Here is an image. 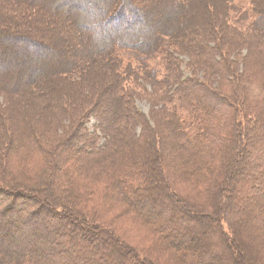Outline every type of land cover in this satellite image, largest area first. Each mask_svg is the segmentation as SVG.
<instances>
[{
    "label": "trees",
    "instance_id": "1",
    "mask_svg": "<svg viewBox=\"0 0 264 264\" xmlns=\"http://www.w3.org/2000/svg\"><path fill=\"white\" fill-rule=\"evenodd\" d=\"M115 1L104 4L90 0V6L84 7L76 0H1L0 20L9 27L5 31L7 51L16 47L25 54L28 49L37 50L33 53L48 52L43 42L38 43L35 36L39 35L55 43L58 54L52 50L45 61L34 58L35 65L23 69L22 74H27L20 87L19 83L13 88L5 87L12 73H0L3 96L22 99L20 108L15 105L4 111L0 106V264H132L124 260L121 244L113 243V237L105 233L99 217L95 214L94 220H89L87 215L95 211L96 206L90 203L97 192L87 193L92 190V182L86 179L103 168L113 170V176L108 172L103 177L111 186V197L116 196L114 202L141 212L144 219L163 213H155L152 205L145 202L146 198L153 201L151 195L156 193L152 192L160 189L157 193L168 207L163 217L166 220L165 214H170L177 226L171 233L166 232L165 245L180 249V255L185 249L191 250L189 259L194 254L197 258L193 264H219L221 252L233 264L229 241L234 232L227 221L224 220L227 231L221 222L213 224L214 230L208 228L206 217L183 203L168 180V172L176 171L184 182L190 180L195 192L199 187L202 199H208L220 181L226 191L221 201L227 204L229 192L240 188L237 211L249 221L252 209H257L259 216L253 220L257 227L264 224V157L257 161L262 166L258 172L253 166L247 171L241 166L248 151H264V7L259 10L255 5L253 25L241 32L217 19L211 22L214 17L208 10L189 25L191 17L185 15L193 11L196 16L201 1L189 6L185 0H159L164 15L172 14L174 20L169 31L160 30L159 25H142L132 34L129 25L117 23L113 34L103 35L100 24L105 18L118 20L123 10L134 9L129 0ZM64 6L66 11H62ZM177 43L180 55L194 63V71H203L211 79L217 77L220 83L224 79L230 93L216 90L194 75L183 77L175 53L168 51L176 49ZM124 50L132 53L129 58L140 65L137 73H133L131 62L123 69L119 53ZM240 50L244 54L236 52ZM154 56L161 57L165 77L149 68L148 61ZM128 71L136 77L144 73L143 80L155 91L152 103L160 108L161 118L155 120L153 129L136 107L135 94L125 86V82L129 83L125 78ZM91 119L95 122L89 128ZM65 121L69 127H63ZM38 125H42L38 129L45 135L52 131L63 132L64 136L62 128L70 133L65 142L61 138L51 149L48 143L55 142L44 137ZM125 132L130 141L124 146ZM236 147L229 167L231 157L226 152ZM11 150L17 151L20 161L41 159L36 180L26 176L27 181H23L24 174L18 177L10 169ZM127 153L131 160L125 166L123 155ZM120 158L123 160L119 162ZM36 181L40 188L35 187ZM253 182L262 183V187H253ZM52 184L54 198L63 201L59 208L46 201ZM221 209L224 214L225 208ZM178 226L186 231L178 232ZM189 230L208 233L211 248L219 250V254L206 260L200 257L199 248H189L187 244L193 240L185 234ZM260 234L264 248V229ZM133 260L142 262L138 256Z\"/></svg>",
    "mask_w": 264,
    "mask_h": 264
},
{
    "label": "rangeland",
    "instance_id": "2",
    "mask_svg": "<svg viewBox=\"0 0 264 264\" xmlns=\"http://www.w3.org/2000/svg\"><path fill=\"white\" fill-rule=\"evenodd\" d=\"M107 0H101V3L106 2ZM167 1V0H165ZM171 1V0H170ZM201 1V4L199 7L197 6L198 11L196 12V16L190 12L185 16L191 17L188 19V24L190 25L192 22H196L198 20V17H203L204 12L207 11L209 15L211 14L214 17V20L210 21H217L221 24H228L232 27L237 28L241 32H246L250 28V26L253 25L255 21L254 17V8L255 5H257L259 10H262L264 7V0H208L202 1V0H185L184 3L187 5H195ZM77 4L80 6H90V0H76ZM114 2V0H113ZM129 2L134 6V11L133 10H123V15H120V18L117 20L113 17H110L108 20L107 18L104 19V21L101 22L100 24V29L103 31V35H110L113 34V31L115 30V25L117 23L120 24H126L129 25L131 28L132 34L139 30L142 25H147L148 28L151 27H158L160 26V30H166L169 31L170 28L172 27V22L174 21L173 18L171 17L172 14L169 15H164L163 11V6L159 5V0H129ZM73 3V2H72ZM71 3V4H72ZM117 3V0L115 1ZM198 3V4H199ZM191 6V10L194 9V7ZM261 6V7H260ZM196 8V7H195ZM207 8V9H205ZM3 10V5H1V0H0V12ZM67 10V6H64L62 11ZM88 10V9H86ZM90 12V10H88ZM204 11V12H203ZM70 12V11H69ZM68 12V13H69ZM94 12V11H93ZM183 11H181L182 13ZM179 13V15L181 14ZM0 14H3L1 12ZM198 14V15H197ZM100 15V14H99ZM210 15V16H211ZM2 16V15H0ZM103 17V16H101ZM109 17V16H108ZM119 17V16H118ZM117 17V18H118ZM188 17V18H189ZM212 17V18H213ZM216 17V18H215ZM211 18V17H210ZM3 19V17H1ZM118 21V22H117ZM3 20H0V73H6V72H11L12 73V78L9 80H6L4 84L5 87L13 88L16 86L17 83L18 86H23L24 83L23 81L26 79V74L23 73L24 67H29V66H34L35 65V60L36 59H41L45 61V57L47 54H49L52 50L54 51L53 54L57 55L58 50L57 47L55 46V43H53L50 40H46L44 38L39 37V35H36L35 37L39 39L35 40L33 37H29L26 35V37H29L28 39L38 41V43L43 42V45L46 49H48V52H36L33 53L37 50L26 51L27 53L25 54L24 51L16 49V47L12 48L10 51L14 53H9L10 51L7 47L6 39H5V34L7 30H9V27H6L4 25ZM185 24V22H183ZM170 26V27H169ZM217 26H219L217 24ZM227 26V25H226ZM163 27V28H161ZM169 27V28H166ZM33 38V39H32ZM79 40V39H78ZM80 41V40H79ZM42 44V43H41ZM11 48V47H10ZM26 50V48H25ZM45 50V49H44ZM170 53H175L174 57L179 60L180 62V69L183 72V77H188V76H195L198 79L205 80L207 81L214 89L221 90L225 94H229V90L227 87H224V84H226V81L223 79V81L220 83L219 78L213 77L212 79L209 77L208 74H205L203 71L197 70L194 71L195 65H193L187 56L185 55H180V43H177L176 49H168ZM46 52V53H45ZM119 52V51H118ZM239 52V54H244V51H236ZM66 53V52H65ZM11 56H8L10 55ZM129 51L124 50L123 52L120 51V59L123 60V69H125V65L131 62L133 64V73H137L139 71L138 65L135 61H132L129 56H130ZM236 59V58H234ZM14 60V61H13ZM135 62V63H134ZM161 62V57L159 56H154L148 61V65L150 69H155L158 72L160 71V74H162L163 77H165V73L162 71V65L160 64ZM148 68V70H149ZM162 71V72H161ZM21 73V74H20ZM25 74V75H24ZM144 73H140L138 77L135 75L131 74L130 71L125 72V78L127 81H129L128 85L127 82H125V86H129V89L135 94V103L136 107L140 112L145 114V117L149 121V126L154 128V123L156 119L161 118V112H158L160 109L159 107H156L153 105V99L155 98L154 90L151 88V86L147 83V81H144L142 76ZM219 80V81H218ZM131 82H134L131 85ZM136 84V86H135ZM135 86V87H134ZM143 88L146 92H142L138 89ZM8 88V89H9ZM18 88V87H17ZM7 89V88H5ZM4 91V90H3ZM0 90V106L2 109L8 110L9 111L16 105L18 108L21 107V100L19 98H13L11 100L10 95H4L5 92ZM227 91L229 93H227ZM16 99V100H13ZM15 103H13V102ZM102 107V106H101ZM83 109V108H82ZM183 114V113H182ZM184 115V114H183ZM182 115V117H183ZM186 118L190 117L188 115H184ZM219 116V115H218ZM152 120V121H151ZM94 120L91 119L88 123L89 128L93 127ZM64 123V122H63ZM36 125L38 123H35ZM65 126V127H64ZM42 125H38V128H41ZM63 127H69L65 121L63 124ZM64 128V136L61 134L63 132H57V133H51L46 132V135L44 132L40 133L44 134V137L51 139L53 142L57 141L59 142L62 138V143L65 142L64 140L66 139V136L68 133H70L69 130H65ZM138 129V128H136ZM47 130V129H46ZM128 131V130H127ZM14 132V131H13ZM159 134V132H157ZM64 138V139H63ZM21 139V137L19 138ZM129 136L128 132H125V140H124V146L129 145ZM52 142V143H53ZM57 142L53 143L50 145L48 143L47 146L53 147L56 146ZM62 143L60 145H62ZM130 148V146H129ZM235 150L230 149V151H227L226 153L228 154L229 157H231V163H229V167L233 164L232 160L235 158ZM248 147L245 148L247 151ZM127 152L129 149H126ZM256 154L249 153L244 154L245 158L243 161V165H241L243 170L247 171L248 168H251L253 166L254 170L257 172L262 170L261 164L257 165V161L259 160V157L261 158L262 156L264 157V151L263 153L257 152ZM10 152V153H9ZM8 152V159H9V165L10 169L15 173V174H24L21 176V179L23 181H27L25 177L27 176H34L35 180L38 178L41 168H42V161L39 157H34V159L30 160L28 162L20 161L17 156V151L11 150ZM260 153V154H259ZM29 154V153H27ZM127 154L123 155L126 159L125 161V166H127L128 162L131 160ZM18 157V158H17ZM122 158H120L119 162L121 161ZM167 159V157H165ZM123 160V159H122ZM196 161V160H195ZM22 162V163H21ZM124 166V167H125ZM22 168V169H21ZM21 170V171H20ZM25 171V172H23ZM110 173L113 176V170L111 171L109 168H103L101 171H99L95 175H90L86 180L92 182V190L90 192H87L88 194H92L93 190H96V194H94V202L90 203V206H96L94 208L95 211L87 214L90 220V217H93L92 220H94V215H97V218L99 217V221L102 222V224L105 227V233L108 234V237H113V243H117L118 246H120V250L125 254V261H132V264H193L196 261L195 254L191 256V261L188 257L189 253L191 250H184L183 255H180V249H173L169 247L168 245H165V234L166 232L169 231V233L172 232V230L177 227L173 221L171 220L170 214L166 213V217L170 219V222H168V219H164L163 214L165 210L168 208L167 203L163 196H161L157 191L159 192L160 189L155 188L154 191L152 192L153 194L156 193V195H151L152 198H154L153 201L149 200L146 198L145 195V202L147 205H152L153 210L155 213L160 212L162 210V214L159 213L158 216L152 217L148 216L146 219H144V214L141 212L137 213L134 210L130 211L127 210L123 204H121L119 201H116V196H112L110 192L112 191L110 184L104 182V177L103 174ZM168 180L170 181L173 189L180 195V197L183 200V203L190 207L191 210H196L198 211L199 215L205 216L206 220V226L208 228H212L214 230L213 224L215 225L219 222H221L223 225H225V221H227L228 227L233 230L234 232V237H231L229 241L230 249L233 252V264H264V248L262 245H260V239H261V234L260 232L264 229V224L261 227H257L256 222L253 219H257L256 217L259 216V212L257 209H252V217L251 220H245L240 211H237L240 208V199L238 197L241 189L240 188H235L232 191L229 192L230 194V201L228 204L225 201H221V197L223 193H226L225 191V185L223 184V181H220V183L217 184V189L216 191H213L211 195L208 196V199H202V195L199 196L200 193H198L199 187L196 190L197 192L194 191V188L191 186L194 185L192 182H189L190 180H186L189 183L184 182L180 175L176 173V171L171 170L170 173L168 172ZM36 175V176H35ZM19 177V175H18ZM20 179V178H19ZM80 181L82 180L79 178ZM157 179V177H155ZM81 181V182H86ZM183 182V183H182ZM32 183V182H30ZM38 181L34 182L36 185ZM58 184V183H57ZM253 187H262V183L259 184L257 182L252 183ZM38 186V187H37ZM35 187L40 188V185H36ZM49 188V186H48ZM60 189L59 185L58 188ZM5 190V189H4ZM35 190V189H34ZM108 192V193H107ZM35 193V192H34ZM48 194L49 198L47 203L53 207V208H59L63 203V201L56 200L54 198V195L56 194L55 188L53 187V184L50 185V188L48 189ZM109 194V195H106ZM145 194V193H144ZM34 195V194H33ZM96 195V196H95ZM39 198L43 200V195L40 193ZM40 200V201H41ZM82 201V200H81ZM114 203V204H113ZM151 203V204H150ZM87 208V206H86ZM221 208H225L224 214ZM92 214V215H91ZM258 214V215H257ZM95 215V217H96ZM176 214H174L175 216ZM223 215H225V219L223 218ZM212 216V217H210ZM209 217V219H207ZM221 219V220H220ZM225 220V221H224ZM177 221V220H176ZM245 221V222H244ZM244 222V225H242ZM242 223V224H241ZM178 232H184L186 231L185 229H182V227L178 226ZM224 229L227 231L228 228L225 225ZM187 236L191 237L193 240L191 243H187L190 246L193 247L196 245L199 250H200V257H206L212 255V254H219V250L211 248V242H210V235L208 233H202L199 234V232H191L190 230L186 232ZM199 235V236H198ZM180 239V238H179ZM178 240V239H177ZM28 245V244H26ZM25 245V246H26ZM197 251V250H196ZM223 251V250H222ZM195 253V252H194ZM133 256H138L139 258L142 259V262H136L133 260ZM218 263L219 264H230L231 260H229L227 254L221 252L220 255H218ZM204 260V261H205ZM114 263V260H113Z\"/></svg>",
    "mask_w": 264,
    "mask_h": 264
}]
</instances>
